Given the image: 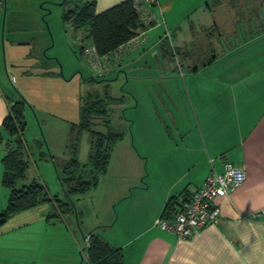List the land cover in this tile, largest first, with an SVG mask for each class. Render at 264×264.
<instances>
[{
    "label": "crops",
    "instance_id": "0c3cea01",
    "mask_svg": "<svg viewBox=\"0 0 264 264\" xmlns=\"http://www.w3.org/2000/svg\"><path fill=\"white\" fill-rule=\"evenodd\" d=\"M93 1L99 13L123 0ZM219 1L155 0L143 42L118 63L111 57L112 69L95 76L109 78L103 86L113 80L115 90L120 86L115 96L108 89L115 99L108 113L119 117L121 111L130 130L129 139L115 145L126 157L115 164L120 171L126 164L128 173L119 186L124 194L116 220L123 222L104 237L121 249L123 264H264V0L255 21L244 25L241 13L253 0L237 7ZM2 6L0 0V12ZM230 25L232 34L220 33ZM19 98L0 77V132L9 101ZM112 160L113 152L107 171ZM227 164L242 167L246 177L216 199L217 225L178 239L154 224L170 199L180 201ZM110 220L99 231L110 232Z\"/></svg>",
    "mask_w": 264,
    "mask_h": 264
},
{
    "label": "rangeland",
    "instance_id": "374dc122",
    "mask_svg": "<svg viewBox=\"0 0 264 264\" xmlns=\"http://www.w3.org/2000/svg\"><path fill=\"white\" fill-rule=\"evenodd\" d=\"M80 1L2 0L0 77L12 95L19 94L26 102L24 135L33 148L25 182L35 179L42 183L49 200L0 221V264H87L84 250L80 255L86 241L84 235L95 228L101 237L110 238L123 222L116 220L122 205L119 199L124 194L119 186L128 173L126 164L121 171V165L115 164L118 156L126 159L117 151V144L112 150L114 160L110 169L99 176L96 188L91 191L68 197L57 176L63 161L70 157L68 138L71 129L79 123L80 100L86 99L90 92L102 95L109 89L115 96L120 91V86L115 90L118 84L114 80L109 82L110 86L101 85L109 78L95 77L80 54V47L88 42L82 40L85 28L74 32L70 22L64 19ZM241 1L220 0L219 3H233V7H237ZM260 1L253 0L241 13L243 25L249 18L255 21V9ZM232 31L230 25L220 33L227 37ZM247 31L250 32V28ZM207 51L204 50L210 58L212 52ZM92 76L96 80H92ZM120 112L119 117L107 112L105 119H95L91 128L122 131L119 141L129 139L130 130ZM100 119H108V127L100 124ZM76 140L77 158L85 163L89 134L79 133ZM146 173L144 168L143 175ZM134 180L130 179L133 184ZM0 200L4 201L1 194ZM109 217L113 222L112 230L99 231V226Z\"/></svg>",
    "mask_w": 264,
    "mask_h": 264
},
{
    "label": "trees",
    "instance_id": "16d2710c",
    "mask_svg": "<svg viewBox=\"0 0 264 264\" xmlns=\"http://www.w3.org/2000/svg\"><path fill=\"white\" fill-rule=\"evenodd\" d=\"M64 19L70 22L74 29L85 28L86 34L82 40L88 41L86 44H92L100 55L109 53L146 28L139 20L134 0H123L99 13L94 10L93 0H84L66 13ZM86 44L80 47V54ZM91 79L96 80L93 76ZM114 101L108 92L102 95L90 92L86 99L80 100L79 123L76 128L71 129L68 138L70 157L63 161L61 172L57 174L68 197L82 195L96 188L99 176L107 171L113 147L122 139L123 132L110 128L99 131L91 127L95 119H105L109 105ZM25 106L26 102L21 96L17 100L9 101L7 113L1 124L0 142L4 146L1 158L3 166L1 183L8 190L6 204L0 210L1 222L13 214L49 200L42 183L35 179L25 182L33 148V144L29 143L24 135ZM101 119L100 124L108 127V119L107 121ZM83 132L89 134L88 158L85 163L79 162L77 158L76 143V135ZM173 200L168 201L162 216L168 215L173 206L179 203ZM64 204L68 207V202ZM69 204L72 206V203ZM83 238L86 241L80 255L84 250L87 264H123L121 249L101 237L95 228L89 230Z\"/></svg>",
    "mask_w": 264,
    "mask_h": 264
},
{
    "label": "built area",
    "instance_id": "2783aa9c",
    "mask_svg": "<svg viewBox=\"0 0 264 264\" xmlns=\"http://www.w3.org/2000/svg\"><path fill=\"white\" fill-rule=\"evenodd\" d=\"M154 1L134 0V8L139 20L146 27L155 20V16L149 9ZM145 36V29L140 30L129 40L104 55H100L92 44H86L82 48L81 56L96 76H104L112 69L111 57L114 64L118 63L122 55L137 48ZM245 177L242 167L230 164H227L221 173H209L198 189L175 204L168 215L157 217L154 224L174 234L178 239L188 238L205 227L217 225L220 209L216 199L236 189L243 183Z\"/></svg>",
    "mask_w": 264,
    "mask_h": 264
}]
</instances>
